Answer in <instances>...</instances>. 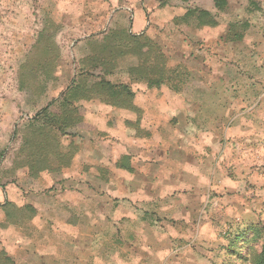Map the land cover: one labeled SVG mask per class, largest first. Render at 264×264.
Returning <instances> with one entry per match:
<instances>
[{
    "label": "crops",
    "instance_id": "1",
    "mask_svg": "<svg viewBox=\"0 0 264 264\" xmlns=\"http://www.w3.org/2000/svg\"><path fill=\"white\" fill-rule=\"evenodd\" d=\"M144 1L135 32H155L153 15L167 43L189 36L215 47H195L196 70L181 97L148 101L147 129L129 147L88 158L48 192L0 197V251L9 264H189L202 221L229 189L223 180L235 154L264 131V0H223V9L217 0H167L173 14L207 12L205 25L158 19L159 3ZM243 7L251 20L235 19ZM176 52L178 64L191 58Z\"/></svg>",
    "mask_w": 264,
    "mask_h": 264
},
{
    "label": "rangeland",
    "instance_id": "2",
    "mask_svg": "<svg viewBox=\"0 0 264 264\" xmlns=\"http://www.w3.org/2000/svg\"><path fill=\"white\" fill-rule=\"evenodd\" d=\"M144 2L0 0L1 200L6 194L48 192L51 184L78 173L88 158L124 150L147 129L142 116L150 99L181 97L196 70L190 63L195 47L215 45L212 38L201 42L189 36L167 43L153 15L155 32H135ZM236 10L235 19L251 20L246 7ZM154 13L158 19L178 15L170 8ZM179 49L191 56L180 64L170 54ZM108 84L127 87L134 97L128 100L123 91L117 104ZM235 156L229 179L223 180L229 189L216 196L213 216L202 221L201 235L190 245L196 260L189 264H254L251 258L262 251L264 131L253 148ZM254 228L258 234L246 241Z\"/></svg>",
    "mask_w": 264,
    "mask_h": 264
},
{
    "label": "trees",
    "instance_id": "3",
    "mask_svg": "<svg viewBox=\"0 0 264 264\" xmlns=\"http://www.w3.org/2000/svg\"><path fill=\"white\" fill-rule=\"evenodd\" d=\"M159 3V7L158 9H165L167 6H168V3H167V0H155ZM225 5V2H223V0H217L216 2V6L219 7L220 9H223V6ZM147 14H150V12H148ZM182 18H186V19H193V18H196L198 19L199 23L201 25H205V24H208V23H211L212 22V17L207 13V12H204V11H197V10H186V12L183 14V15H177L175 17V20H180ZM126 36L129 37V34L126 33ZM132 37H135V36H132ZM151 44V42H150ZM154 46V45H153ZM150 47V45H149ZM108 86V89L109 91L112 92L113 95L117 94V97L118 98H115L117 100V104L119 103V101L122 100V92L124 91V95L126 98H128V100L133 96V94L131 93V91L127 88V87H114L110 84L107 85ZM105 87H106V84H105ZM121 94V95H120ZM121 99H120V98ZM253 232V236H249L247 237L246 241H250V239L252 238H255V236L258 234L259 230L258 228H254V230L252 231ZM243 235L244 234H239L237 235V238L236 240L239 242H241V240H243ZM254 259H256V263L254 262V264H264V242H263V245H262V251L257 254L256 256L254 255L252 258H251V261H254ZM0 264H9V259L7 258L6 254L4 252L0 253Z\"/></svg>",
    "mask_w": 264,
    "mask_h": 264
}]
</instances>
